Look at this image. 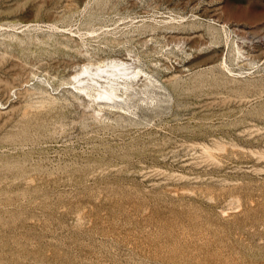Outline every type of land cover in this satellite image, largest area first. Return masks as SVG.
<instances>
[{
	"label": "rangeland",
	"instance_id": "obj_1",
	"mask_svg": "<svg viewBox=\"0 0 264 264\" xmlns=\"http://www.w3.org/2000/svg\"><path fill=\"white\" fill-rule=\"evenodd\" d=\"M0 264H264V0H0Z\"/></svg>",
	"mask_w": 264,
	"mask_h": 264
},
{
	"label": "bare ground",
	"instance_id": "obj_2",
	"mask_svg": "<svg viewBox=\"0 0 264 264\" xmlns=\"http://www.w3.org/2000/svg\"><path fill=\"white\" fill-rule=\"evenodd\" d=\"M238 52L242 54L240 48H238ZM128 61L116 58L95 66L84 63L80 70L71 76L76 91L84 94L85 97L94 98L106 106L116 105L123 109L136 95L139 82L142 81V79H138L142 71ZM147 86H149V82L144 84V87Z\"/></svg>",
	"mask_w": 264,
	"mask_h": 264
}]
</instances>
